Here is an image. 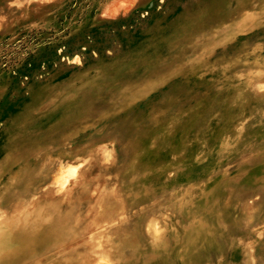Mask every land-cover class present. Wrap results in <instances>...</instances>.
<instances>
[{
    "label": "rangeland",
    "instance_id": "rangeland-1",
    "mask_svg": "<svg viewBox=\"0 0 264 264\" xmlns=\"http://www.w3.org/2000/svg\"><path fill=\"white\" fill-rule=\"evenodd\" d=\"M0 227V264H264V0H0Z\"/></svg>",
    "mask_w": 264,
    "mask_h": 264
},
{
    "label": "bare ground",
    "instance_id": "bare-ground-1",
    "mask_svg": "<svg viewBox=\"0 0 264 264\" xmlns=\"http://www.w3.org/2000/svg\"><path fill=\"white\" fill-rule=\"evenodd\" d=\"M108 123H109V122H108ZM104 124H105V123H104ZM101 125H102V124H101ZM107 125H108V124H107ZM96 126H97V125H96ZM97 127H98V126H97ZM109 129H110V128H109ZM101 133H103V132H101ZM106 133H107V132H106ZM64 138H65V137H64ZM75 138H76V137H75ZM82 138H83V137H82ZM84 138H85V137H84ZM92 139H93V138H92ZM79 140H80V139H79ZM67 143H68V142H67ZM66 145H67V144H66ZM66 145H65V147H67ZM63 149H64V148H63ZM41 153H42V152H41ZM38 154H40V153H38ZM66 154H67V153H66ZM35 157H36V156H35ZM35 157H34V158H35ZM27 160H28V159H27ZM19 163H20V162H19ZM44 163H45V162H44ZM21 164H22V162H21ZM39 164H40V163H39ZM28 166H30V165H28ZM31 166H32V165H31ZM42 166H44V165H42ZM77 166H81V165H77ZM18 167H19V166H18ZM21 167H22V166H21ZM69 167H70V166H69ZM11 168H12V167H11ZM11 168H10V169H11ZM22 168H23V167H22ZM41 168H42V167H40V169H41ZM73 168H75V167H71V168H68V169H70V170L72 171ZM76 168H77V167H76ZM76 168H75V170H76ZM81 168H82V167H81ZM24 169H25V168H24ZM66 169H67V168H66ZM66 169L59 168V169H58V174H55V175H56L55 177H57V175H58V178H59V177H63L64 174H65V172L68 171V174L71 172L70 170H68V169L66 170ZM79 169H80V168H79ZM6 172H7V171H6ZM72 172H73V171H72ZM79 173H80V172H79ZM70 174H71V173H70ZM70 174H69V175H70ZM73 174H74V172H73ZM73 174H71V177L73 176ZM12 175H13V174H12ZM65 176H66V175H65ZM6 177H7V176H6ZM6 177H5V178H6ZM55 177H54V178H55ZM56 180H57V179H56ZM56 180H53L54 183H55ZM58 180H59V179H58ZM61 180H62V179L60 178V180H59V181H60V182H59L60 184H61ZM63 180H64V179H63ZM63 180H62V181H63ZM13 182H14V181H13ZM10 183H11V182H10ZM10 183H9V184H10ZM60 184H59V185H60ZM9 186H11V185H9ZM7 187H8V186H7ZM59 187H60V186H59ZM63 187H64V186H63ZM5 189H6V188H5ZM17 202H18V201H17ZM9 205H10V204H9ZM14 206H15V205H14ZM8 207H9V206H8ZM10 207H11V206H10ZM2 210H3V209H2ZM4 211H5V210H4ZM4 216H5V215H4ZM0 228H1V227H0ZM0 230H1V229H0ZM1 231H2V230H1ZM1 231H0V232H1ZM88 235H89V234H88ZM88 240H89V239H88Z\"/></svg>",
    "mask_w": 264,
    "mask_h": 264
}]
</instances>
